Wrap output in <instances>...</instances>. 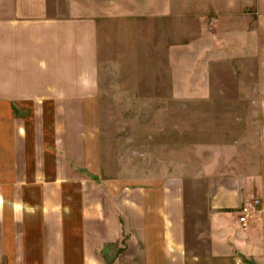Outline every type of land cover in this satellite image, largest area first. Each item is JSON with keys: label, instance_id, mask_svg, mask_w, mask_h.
Wrapping results in <instances>:
<instances>
[{"label": "rangeland", "instance_id": "374dc122", "mask_svg": "<svg viewBox=\"0 0 264 264\" xmlns=\"http://www.w3.org/2000/svg\"><path fill=\"white\" fill-rule=\"evenodd\" d=\"M48 1L98 26L99 100L72 108L70 177L151 206L179 194L197 254L216 248L213 214H264V0Z\"/></svg>", "mask_w": 264, "mask_h": 264}, {"label": "crops", "instance_id": "0c3cea01", "mask_svg": "<svg viewBox=\"0 0 264 264\" xmlns=\"http://www.w3.org/2000/svg\"><path fill=\"white\" fill-rule=\"evenodd\" d=\"M51 10L0 0V264H264V214L239 229L247 202L235 225L213 214L216 248L197 254L179 194L151 206L69 176L72 108L99 100L98 26Z\"/></svg>", "mask_w": 264, "mask_h": 264}, {"label": "built area", "instance_id": "2783aa9c", "mask_svg": "<svg viewBox=\"0 0 264 264\" xmlns=\"http://www.w3.org/2000/svg\"><path fill=\"white\" fill-rule=\"evenodd\" d=\"M253 209V203H247L244 207H242L239 218L241 224L246 225L248 223L249 218L253 215Z\"/></svg>", "mask_w": 264, "mask_h": 264}]
</instances>
